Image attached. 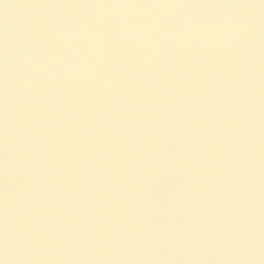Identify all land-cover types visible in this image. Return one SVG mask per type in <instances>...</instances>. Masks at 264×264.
Wrapping results in <instances>:
<instances>
[{
	"label": "water",
	"instance_id": "water-1",
	"mask_svg": "<svg viewBox=\"0 0 264 264\" xmlns=\"http://www.w3.org/2000/svg\"><path fill=\"white\" fill-rule=\"evenodd\" d=\"M3 264H264V0H0Z\"/></svg>",
	"mask_w": 264,
	"mask_h": 264
},
{
	"label": "snow or ice",
	"instance_id": "snow-or-ice-1",
	"mask_svg": "<svg viewBox=\"0 0 264 264\" xmlns=\"http://www.w3.org/2000/svg\"><path fill=\"white\" fill-rule=\"evenodd\" d=\"M0 264H3V262H2V261H0Z\"/></svg>",
	"mask_w": 264,
	"mask_h": 264
}]
</instances>
